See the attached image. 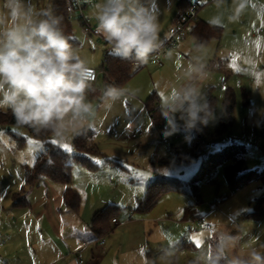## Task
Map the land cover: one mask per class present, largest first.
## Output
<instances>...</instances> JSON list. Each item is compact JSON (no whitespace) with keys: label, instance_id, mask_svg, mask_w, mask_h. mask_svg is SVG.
<instances>
[{"label":"rangeland","instance_id":"1","mask_svg":"<svg viewBox=\"0 0 264 264\" xmlns=\"http://www.w3.org/2000/svg\"><path fill=\"white\" fill-rule=\"evenodd\" d=\"M80 1L86 6L84 14L92 30L96 29L92 12L98 0ZM179 2L152 0L151 8L157 14L161 26L160 46L171 36L170 29L175 26L174 14ZM198 2V19L211 23L213 16L222 17L223 23L219 26L223 28V35L220 42L213 39L197 48L190 33L191 22L183 33L177 34L172 47L165 49L161 66L156 62L155 54H151L148 63L122 86L127 90L126 98L117 100L110 109L105 106L101 101L105 88L102 80L104 74L95 85L96 92L89 97L96 104L97 113L93 123L97 128L96 125L91 128L95 130L99 150L116 161L109 164V169L116 171L112 183H118L121 189L141 188V185L157 176L189 180L205 156L232 144L246 148L247 169H264V32H260L264 27V0H248V8L235 22L228 20L233 12L234 0H221L219 7L214 0ZM2 3L3 0H0ZM31 3L42 9L50 5V0H31ZM72 25L81 43L80 55L90 67L100 69L105 52L111 50L110 46L102 36L92 34L79 19L72 20ZM203 60L207 63L201 66ZM212 60L222 69H205ZM189 64L204 69L203 74L207 79L203 81L202 91L207 100L212 98V117L206 125L200 124L194 129L187 128L183 121L178 120L177 130L166 135V120L163 118L158 128L144 104L152 93H157L161 102L166 88L183 84L187 79ZM228 90L235 95L234 109L230 114L224 107ZM103 131L106 136H103ZM133 133L137 138L132 137ZM73 138L60 141L49 134L47 140L51 143L57 141L59 147L69 144L72 151L68 152L72 154ZM44 150V142L35 136L30 127L0 123V243L3 246L13 242V245L28 249L41 238L31 220L38 211L29 213V218L24 217L30 227L29 233H24L23 227L11 226L14 219L10 210L14 208L11 206L12 193L20 190L24 184L25 167H32L36 157ZM99 159L103 160L100 156L95 157V160ZM199 193V197L192 193H167L150 212L144 214L150 247L146 258L142 255L136 264H187L195 260L200 264H208L209 258L216 252L215 245L218 246V237L222 233L237 239L225 250L219 264H230L233 256L246 254L251 248L264 255V177L232 190L225 178L224 165L221 164L210 178L202 180ZM260 198H263V214L253 215L251 213L256 210V201ZM217 200L221 201L218 209L204 222L201 219L184 220L185 207L197 209L203 217ZM123 206L121 204L120 207ZM22 211L25 213L26 210ZM9 227L18 237L16 242L8 240L9 232L6 229ZM108 238L106 235L105 240Z\"/></svg>","mask_w":264,"mask_h":264},{"label":"clouds","instance_id":"2","mask_svg":"<svg viewBox=\"0 0 264 264\" xmlns=\"http://www.w3.org/2000/svg\"><path fill=\"white\" fill-rule=\"evenodd\" d=\"M221 0H214L219 7ZM152 0H98L92 16L96 32L120 59L134 67L147 64L160 47L161 26L151 8ZM248 0H234L230 22L239 20ZM62 16L49 5L38 9L31 0H3L0 4V109L11 112L19 126L47 133L63 141L92 127L96 104L89 99L96 92L94 69L80 55L62 27ZM223 23L219 15L214 26ZM201 66L189 64L186 81L166 88L159 111L166 120V135L177 130L178 120L189 129L206 125L212 117L204 95L207 77ZM127 90L106 85L101 101L111 108L126 98ZM135 94V93H134ZM237 238L227 233L218 237L215 254L208 264H219L225 250ZM230 264H264V255L255 248L233 256Z\"/></svg>","mask_w":264,"mask_h":264},{"label":"trees","instance_id":"3","mask_svg":"<svg viewBox=\"0 0 264 264\" xmlns=\"http://www.w3.org/2000/svg\"><path fill=\"white\" fill-rule=\"evenodd\" d=\"M67 1L68 0H50V5L54 8L56 15L63 17L62 27L64 32L71 37L72 45L79 49L81 43L75 36L72 21H70L67 16ZM188 7L189 2L186 3L185 0H180L174 18L184 13ZM190 33L195 40V46L200 48L207 45L213 39L220 41L223 35V28L219 25L214 26L210 22L198 20L192 26ZM140 68L141 67L135 68L129 61L120 59L111 50L106 51L100 68L104 71L102 77L103 84L104 86L116 85L122 87ZM207 69L221 70L222 67L213 62L208 65ZM245 98L247 99L246 92ZM159 102V96L155 92L145 101L147 111L157 127H160L163 123V116L159 111ZM208 102L212 111L213 102L211 97H209ZM234 104L235 95L231 90H228L224 99V107L227 114L232 112ZM0 123L6 125L16 124L10 111H0ZM262 132L264 133V119L262 120ZM33 133L44 142L45 150L36 157L32 167H25V184L19 191L12 193L13 196L11 198L13 205L15 207H26L27 193L40 182L48 179L66 186L63 192L65 205L71 211L77 212L80 205V197L70 186L73 165L79 164L88 170L94 171L99 168V165L92 159L94 156H100L104 161L108 162L116 161L107 157L99 150L98 144L95 142V130L91 127L84 129L82 135L73 138L74 152L72 154L63 150L58 145L49 142L47 140L49 134L43 132L36 133L34 130ZM245 156L246 148L243 145L232 144L205 156L201 166L189 180L180 177L157 176L148 182L145 193L138 200L133 212L141 215L150 212L161 197L170 192L192 193L195 197H199V187L202 180L204 178H210L216 168L221 164L224 165L225 178L232 190L239 189L246 184L262 179L264 177V169H247L245 166ZM262 202L263 198L256 201V210L251 214H263ZM120 209V207L110 205L97 212L89 225L91 232L97 238L111 232L114 228L112 225L113 219H117ZM183 218L186 221H196L201 218V214L193 207H185ZM216 247L215 245V249ZM214 254L215 251L213 255ZM151 257L152 255L150 256L149 254V259H151ZM187 264H200V262L195 260Z\"/></svg>","mask_w":264,"mask_h":264},{"label":"crops","instance_id":"4","mask_svg":"<svg viewBox=\"0 0 264 264\" xmlns=\"http://www.w3.org/2000/svg\"><path fill=\"white\" fill-rule=\"evenodd\" d=\"M198 20L201 19L197 18ZM192 23L193 26L196 22ZM213 62L216 63L212 60L209 64ZM206 63V60H203L200 65L204 66ZM143 67L144 65L141 66ZM144 107L148 113L145 104ZM95 127L97 128V125ZM103 136H106L104 131ZM95 157L97 156L92 159ZM93 161L97 160L93 159ZM98 161L101 163H97L99 168L94 171L79 164L73 165L70 186L80 197L77 212L71 211L65 205L63 192L66 186L48 179L40 182L27 193L26 207H15L11 199V206L14 207L10 210L14 219L12 220L14 224L11 226L23 227L24 233H29L30 227L25 223L24 217L29 218V213L38 211L31 220L41 238L36 244L27 247L28 249L17 244L13 245V242L4 246L0 243V257H3L0 264H136V260L142 258V255L146 258L150 247L147 218L144 214L134 213L133 209L144 195L141 193L143 190L145 193L148 183L141 185L139 189L137 187L121 189L118 183H112V179H115L117 174L116 171L109 169V164L112 162L100 159ZM107 181L110 182L105 183ZM121 204L125 209L120 207ZM110 205L121 208L117 217L119 224H112L114 228L106 234L109 236L108 239L105 240L106 235L97 238L89 229V225L97 212ZM22 210H26L25 213H22ZM6 231L9 232L8 240L15 242L18 240L12 227ZM101 240H104L103 244L100 243ZM28 252H31L32 259L26 258L31 256Z\"/></svg>","mask_w":264,"mask_h":264},{"label":"built area","instance_id":"5","mask_svg":"<svg viewBox=\"0 0 264 264\" xmlns=\"http://www.w3.org/2000/svg\"><path fill=\"white\" fill-rule=\"evenodd\" d=\"M199 6L200 5L198 0L190 1L188 9L184 13L180 14L178 17L175 18V26L170 29V35H171L170 38L154 53L156 56V61L157 63H159V65H162L161 56L165 53V49L172 47V45L175 42V37L177 36V34L183 33L189 23L197 21V12ZM85 7L86 6L80 0H68L66 4V12L68 19L70 21L74 19H79L83 23V25L89 29V31L92 34L96 36H100L96 32V29L92 30L90 21L85 17L84 14ZM260 32H264V27L260 29ZM139 67H135V68H139ZM93 69L95 74V81H94V86H95L98 83L100 76L104 74V71L102 69H95V68ZM132 137L137 138V135L133 133ZM220 202H221L220 200H217L211 207V210L205 216L200 218L202 222H204L210 214L214 213L215 210L218 209ZM113 223L119 224L118 219H113ZM206 227L207 229L210 228L209 225H207ZM100 243L103 244L104 240H101Z\"/></svg>","mask_w":264,"mask_h":264},{"label":"snow or ice","instance_id":"6","mask_svg":"<svg viewBox=\"0 0 264 264\" xmlns=\"http://www.w3.org/2000/svg\"><path fill=\"white\" fill-rule=\"evenodd\" d=\"M34 142H35V141H33V143H34ZM52 143H53V144H56L57 141L53 140ZM61 147H62L63 149H65L66 151H72L71 146H70L69 144H67V143L61 145ZM93 159H95V158H93ZM95 162H96V163H101V161H98V160L95 161ZM197 243H199V241H197Z\"/></svg>","mask_w":264,"mask_h":264}]
</instances>
